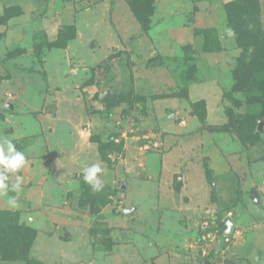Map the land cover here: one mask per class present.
<instances>
[{"label": "rangeland", "instance_id": "1", "mask_svg": "<svg viewBox=\"0 0 264 264\" xmlns=\"http://www.w3.org/2000/svg\"><path fill=\"white\" fill-rule=\"evenodd\" d=\"M5 139L0 264H264V0H0Z\"/></svg>", "mask_w": 264, "mask_h": 264}, {"label": "clouds", "instance_id": "2", "mask_svg": "<svg viewBox=\"0 0 264 264\" xmlns=\"http://www.w3.org/2000/svg\"><path fill=\"white\" fill-rule=\"evenodd\" d=\"M26 163L23 152L17 151L11 140L5 139L0 143V190H6L8 185V174L18 172ZM99 164H93L84 169V180L91 185L94 192H99L103 188V184L98 178V174L102 172ZM17 189L20 188V178H17ZM14 203V201H10Z\"/></svg>", "mask_w": 264, "mask_h": 264}, {"label": "trees", "instance_id": "3", "mask_svg": "<svg viewBox=\"0 0 264 264\" xmlns=\"http://www.w3.org/2000/svg\"><path fill=\"white\" fill-rule=\"evenodd\" d=\"M257 25H255L256 27ZM225 51H223L224 53H228L227 51H231L230 53H232L233 51L232 50H228V49H224ZM234 50V49H233ZM235 52V51H234ZM239 68H242V67H239Z\"/></svg>", "mask_w": 264, "mask_h": 264}, {"label": "water", "instance_id": "4", "mask_svg": "<svg viewBox=\"0 0 264 264\" xmlns=\"http://www.w3.org/2000/svg\"><path fill=\"white\" fill-rule=\"evenodd\" d=\"M229 225L230 227H234L233 223L232 222H229Z\"/></svg>", "mask_w": 264, "mask_h": 264}]
</instances>
